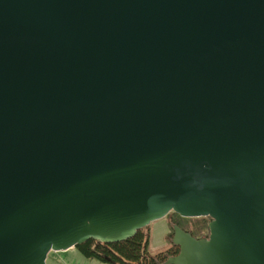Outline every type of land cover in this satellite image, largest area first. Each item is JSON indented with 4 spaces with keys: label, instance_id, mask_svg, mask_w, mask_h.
Segmentation results:
<instances>
[{
    "label": "water",
    "instance_id": "1",
    "mask_svg": "<svg viewBox=\"0 0 264 264\" xmlns=\"http://www.w3.org/2000/svg\"><path fill=\"white\" fill-rule=\"evenodd\" d=\"M172 212L164 264H264V0H0V264Z\"/></svg>",
    "mask_w": 264,
    "mask_h": 264
},
{
    "label": "trees",
    "instance_id": "2",
    "mask_svg": "<svg viewBox=\"0 0 264 264\" xmlns=\"http://www.w3.org/2000/svg\"><path fill=\"white\" fill-rule=\"evenodd\" d=\"M166 218L170 220V233L167 236L169 247L154 256L149 252L148 228L139 230L134 237L123 242L102 244L90 240L76 248L83 257L94 259L104 264H164L170 257H175L180 252V248L172 243L174 237L173 227L175 225L197 239L209 236V229L206 224L198 223L195 230H189L185 228L183 222L191 219L182 218L173 212Z\"/></svg>",
    "mask_w": 264,
    "mask_h": 264
},
{
    "label": "rangeland",
    "instance_id": "3",
    "mask_svg": "<svg viewBox=\"0 0 264 264\" xmlns=\"http://www.w3.org/2000/svg\"><path fill=\"white\" fill-rule=\"evenodd\" d=\"M203 223L209 225L210 219L195 218L184 221L185 228L189 230H195L196 224ZM149 233V252L151 255H156L162 251H165L169 247L167 236L170 232V220L164 218L151 223L148 227Z\"/></svg>",
    "mask_w": 264,
    "mask_h": 264
},
{
    "label": "crops",
    "instance_id": "4",
    "mask_svg": "<svg viewBox=\"0 0 264 264\" xmlns=\"http://www.w3.org/2000/svg\"><path fill=\"white\" fill-rule=\"evenodd\" d=\"M47 264H104V263L94 259H87L81 255V253L77 250V248H72L63 252H51L47 258Z\"/></svg>",
    "mask_w": 264,
    "mask_h": 264
}]
</instances>
